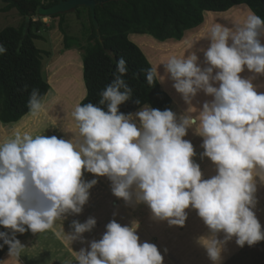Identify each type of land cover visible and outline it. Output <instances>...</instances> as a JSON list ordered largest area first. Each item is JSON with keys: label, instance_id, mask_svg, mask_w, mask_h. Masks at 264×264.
Here are the masks:
<instances>
[{"label": "clouds", "instance_id": "clouds-1", "mask_svg": "<svg viewBox=\"0 0 264 264\" xmlns=\"http://www.w3.org/2000/svg\"><path fill=\"white\" fill-rule=\"evenodd\" d=\"M201 39L209 41L208 47L191 51ZM262 39L264 18L249 11L230 27L213 25L186 41L180 55L171 54L144 70L149 86L166 78L173 82L188 105L179 115L149 104L135 113L119 111L133 94L123 78L128 71L123 57L116 61L114 78L100 91L98 103L75 105L72 127L53 118L52 108L59 102L49 106L33 88L27 101L29 118L14 125L0 122V227L8 230L0 231V248L7 245L9 256L19 261L25 246L17 233L53 230L73 254L68 264H163L155 244L139 241L135 219L124 226L112 220L99 240L73 250L72 243H84L83 233L96 225L95 218L88 217L72 220L70 232L63 228L68 215L82 212L97 183L95 178L86 181L84 172L107 177L116 197L127 205L146 204L152 219L169 226H184L185 210H196L208 229L196 243L212 264H221L233 238L239 247L264 240L253 210L257 185H264V92L252 83L255 75L264 76ZM197 51L203 52V66ZM6 52L0 44V55ZM160 64L164 74L158 71ZM245 70L254 75L242 77ZM201 91L212 99L198 109L192 101ZM57 124L71 133L69 139L42 134ZM188 129L203 138L200 157L215 166L210 178H203L193 160V144L183 139Z\"/></svg>", "mask_w": 264, "mask_h": 264}, {"label": "rangeland", "instance_id": "rangeland-1", "mask_svg": "<svg viewBox=\"0 0 264 264\" xmlns=\"http://www.w3.org/2000/svg\"><path fill=\"white\" fill-rule=\"evenodd\" d=\"M4 6V3L0 2V30L8 26L19 27L26 20V18L20 16L15 9L2 11ZM249 11L251 10L244 4L230 8L227 13L225 12V15H227L225 19L228 18L229 20L223 25L230 27L232 21H242ZM79 13L81 14L80 17L77 16L76 11L62 14V18L54 16L39 17L37 14L31 17V21L37 22L38 24L33 27V30L40 36V39H35L34 44L42 51L41 71L43 78L48 84L50 83L49 87L53 85L57 89L55 92L49 93L47 102L49 103V106L52 105L53 101L59 102L54 108H52V116L53 118L56 116L60 117L63 123L68 127H72L74 124L72 112L75 105L78 102H81V97L85 96V87L82 78L83 51L75 46H72L69 49H64L63 46V39L65 36L79 39L81 45L86 44L83 33L84 26H88L87 11L80 9ZM223 13L224 12H211V15L214 14L213 16L217 18L213 25L221 21ZM204 16L206 17L208 14L204 13L203 17ZM210 27L203 29V31ZM193 32L199 33V30ZM138 35H128L129 40L137 46V43L141 40V37ZM146 36L148 38L146 41L150 40L151 42H145L147 48L140 49L146 57L151 59L152 63L147 59L151 66H154V63L158 64L161 60L167 59L171 54L180 55L183 52L185 42L192 39V30L184 33L183 37L185 38L182 39L185 40L181 39V42L170 39L168 42L160 43V41L152 36ZM151 37L153 41L151 40ZM262 43H264V39H262ZM148 44H151L152 47H150L151 45L148 46ZM208 45L209 41L207 39H201L194 44L191 51H196L203 47V49H206ZM185 55H187V52ZM197 55L199 57V62L203 64V52L198 51ZM159 72L164 74L163 64L159 65ZM240 75L247 78L254 74L245 70ZM164 81L163 84L159 81L158 82L160 88L171 98L172 104L169 110H172L178 115L184 113L188 105L183 101L181 95L172 87L173 82L169 79L168 81L167 79ZM165 83L167 85H165ZM252 83L256 86L260 85V92H264V76L255 75ZM199 102L200 100L194 99L192 101L193 105L198 109ZM193 115H195V113H193ZM40 126L43 127V125ZM42 134L49 137L55 135L57 138H64L58 133L57 126L47 127ZM65 134L66 138L64 139H69L71 137V133L65 132ZM183 139L189 140L193 144L194 151L196 152V156L193 157V160L200 165L203 178L207 179L212 175H215V166L210 159L207 157L201 159L200 157V153L203 152V148L201 147L203 138L195 135L192 129H188L187 135ZM83 178L86 181L95 178L97 179V183L89 190V199L83 206L82 212L80 214L68 215L63 221V228L65 232H70L72 220L84 222L88 217L95 218L96 225L90 232L83 233L85 238L84 243H81L80 241L73 242H77V246L75 247L74 245V248H76L77 251H79L81 247L87 248L89 241L99 240L102 237V234L106 231V224L110 221L115 220L124 226L128 225L133 219L139 221V228L137 229L139 241L155 244L163 255V264H192V255L196 252L204 251V248L196 243V237L206 234L208 229L204 225L202 219L198 217L196 210H185L188 215L184 226H169L167 221H157L152 219L151 211L146 204L127 205L122 198L116 197L111 191V182L107 177L96 176L95 174L84 172ZM259 195L264 196V185L258 183L256 197H259ZM253 210L255 212L256 207ZM114 213L115 215H113ZM54 228L57 231L59 230V221H57ZM2 230H5V228L3 229V227H0V231ZM54 233L55 231L53 230L39 234H33L30 231L25 232L24 234L17 233V239H21L22 241L23 239H26L22 242L25 243V248L24 252H22L19 257V261H17L15 257H12V264H45L48 260L47 258L50 256L54 258L56 256H62L65 254V251L67 255L68 253L70 254V252L67 251L68 249L65 244L61 242L59 237ZM30 245L32 246L30 247ZM59 246H61V248ZM165 249L167 250L166 252ZM66 258L67 257H64V259ZM57 261L58 260L53 262L51 258L52 264H64L61 260L59 262Z\"/></svg>", "mask_w": 264, "mask_h": 264}, {"label": "trees", "instance_id": "trees-1", "mask_svg": "<svg viewBox=\"0 0 264 264\" xmlns=\"http://www.w3.org/2000/svg\"><path fill=\"white\" fill-rule=\"evenodd\" d=\"M2 11L15 9L26 18L19 26H8L0 30V44L7 49L0 55V122L15 123L28 114L27 101L33 88L42 96L49 91V84L42 75V51L35 44L40 39L33 27L37 22L31 17L38 7H50L58 0H0ZM246 5L251 11L264 18V0H113L94 9L98 34L87 11L88 26H84L85 45L79 39L65 36L64 49L72 46L83 51L82 78L85 99L80 103L97 104L99 93L114 78L116 61L123 57L128 68L124 79L133 89L132 97L119 105L122 113H134L144 104L160 110L170 109L172 101L155 82L149 86L144 70L152 67L142 50L131 40L129 34H148L156 40L179 41L186 31L203 22L204 12H227L238 5ZM63 15L54 17L62 18ZM27 86V87H26ZM139 99L140 104L135 101ZM2 231H8L7 229ZM2 243V242H0ZM8 246L0 248V260Z\"/></svg>", "mask_w": 264, "mask_h": 264}, {"label": "crops", "instance_id": "crops-1", "mask_svg": "<svg viewBox=\"0 0 264 264\" xmlns=\"http://www.w3.org/2000/svg\"><path fill=\"white\" fill-rule=\"evenodd\" d=\"M204 13H206V12H204ZM214 17L215 16H213V15L212 16H208V17L204 16L203 17V22L200 24L201 26L199 25L198 27L191 29L192 30V38L194 36L199 35L202 32H204L203 29L212 26L213 23L216 21L215 19H217L216 17L215 18ZM208 19H209V24L210 25L207 24L208 23ZM196 30H199V33H194L193 32V31H196ZM188 31H190V30H188ZM201 65L203 66V64H201ZM254 87L256 88V90L258 92H260V85H257V86L254 85ZM193 99L194 100H200V102L198 104L199 108H200L204 101L211 100L212 98L210 96H206L201 91ZM8 124L11 125V123H8ZM257 199H258L257 200L258 203L256 204L255 213H256V216H257V218H258V220H259V222L261 224L262 230H264V196L259 195V197H257ZM59 239H60L61 242H63L61 238H59ZM19 240L22 243L26 239H23V241L21 239H19ZM29 243L31 244L30 241H29ZM22 244L24 245L25 243H22ZM74 245L76 247L77 246V242L73 243L71 245L73 250L77 251L76 248H74ZM31 246L32 245H30V247ZM61 246H59V247L61 248ZM67 249H68L67 251H69L71 255L69 253L67 255V253L65 251V254H63L62 256H56L57 258L59 257L58 259L56 257L54 258V257L50 256L49 258H47L48 260L45 262V264H50L51 263V258H52L53 262H55L56 260H58L57 262H59L61 260V262L63 261L64 264H65V261H66V264H68L69 260L72 261L74 259V257H73V254H72L71 250L69 248H67ZM203 250H204L203 252H196V253H194L192 255V264H212V262L210 261V259L207 256L206 250L205 249H203ZM23 252H24V250H23ZM64 257H67V258L64 259ZM163 261H164V259H163ZM0 264H12V257L9 256L8 251L2 256V258L0 260ZM40 264H44V263H40ZM221 264H264V240H262L260 242H257L253 246H248L247 244H245V246L239 247V246H237L235 244V238H233V240L229 241L226 244L225 250L222 252Z\"/></svg>", "mask_w": 264, "mask_h": 264}, {"label": "water", "instance_id": "water-1", "mask_svg": "<svg viewBox=\"0 0 264 264\" xmlns=\"http://www.w3.org/2000/svg\"><path fill=\"white\" fill-rule=\"evenodd\" d=\"M113 0H58L50 7H38L37 15L39 17H52L65 13L74 12L78 7H85L89 10L93 26L98 34V24L95 19V7Z\"/></svg>", "mask_w": 264, "mask_h": 264}, {"label": "bare ground", "instance_id": "bare-ground-1", "mask_svg": "<svg viewBox=\"0 0 264 264\" xmlns=\"http://www.w3.org/2000/svg\"><path fill=\"white\" fill-rule=\"evenodd\" d=\"M206 13L208 14V16H212V15H211V12H206ZM226 13H227V12H226ZM226 13H225V12L223 13L222 18H221V21H219L220 24H224L225 22H227V21L229 20L228 18L225 19V17H227V15H225ZM205 15H206V14H205ZM213 15H214V14H213ZM208 16H207V17H208ZM210 18H211V17H210ZM214 18H215V17H214ZM214 18H213V19H214ZM211 21H212V20H211ZM211 21H210V22H211ZM207 24L210 25V24H209V19H208V23H207ZM207 24H206V25H207ZM200 26H201V25H200ZM137 35H138V34H137ZM146 35H148V34H141V35H138V36L141 37L140 39L142 40V41L140 40V42L137 43L138 46H139V48H142V49H143V48H147V47H146L147 44H146L145 42H149L150 40H149V41H146V40L148 39ZM138 36H137V37H138ZM183 38H185V37H183ZM186 38H187V36H186ZM144 40H145V41H144ZM151 40H152V37H151ZM182 40H185V39H182ZM182 40H181V41H182ZM152 41H153V40H152ZM166 41L168 42L169 40H166ZM166 41H163V42H160V43H165ZM179 41H180V40H179ZM179 41H178V42H179ZM181 41H180V42H181ZM150 42H151V41H150ZM150 42H149V43H150ZM157 43H158V42H157ZM160 43H159V44H160ZM170 43H171V42H170ZM174 43H175V42H174ZM167 44H168V43H167ZM172 44H173V43H172ZM149 45H151V44H148V46H149ZM155 45H156V43H155ZM178 45H179V44H178ZM156 46H157V45H156ZM158 46H159V45H158ZM150 47H152V45H151ZM161 47H162V46H161ZM170 47H171V46H170ZM156 48H157V47H156ZM166 48H167V47H166ZM168 48H169V47H168ZM203 48H204V47H203ZM179 49H180V48H179ZM167 50H168V49H167ZM166 52H167V51H166ZM170 52H171V51H170ZM197 52H198V51H197ZM171 53H172V52H171ZM146 58H147L149 61H151V59H149L148 57H146ZM79 63H80V62H79ZM150 63H152V61H151ZM155 64H156V63H154V65H155ZM158 71H159V65H158ZM166 79H167V78H166ZM166 79H165V80H166ZM50 80H51V78H50ZM167 81H168V79H167ZM54 82H55V81H54ZM159 82H160V81H159ZM164 82H165V81H164ZM161 83L163 84V82H161ZM166 83H167V82H166ZM166 83H165V85H167ZM49 84H50V83H49ZM162 86H163V85H162ZM166 87H167V86H166ZM162 88H163V87H162ZM167 88H168V87H167ZM169 88H170V87H169ZM163 89H164V88H163ZM170 89H171V88H170ZM56 90H57V89H56L53 85L50 86V89H49L47 95L45 96L46 101H47V98H48L49 93H50V92H55ZM172 90H173V89H172ZM164 92H165V91H164ZM56 94H57V93H56ZM52 97H53V95H52ZM49 98H50V97H49ZM175 100H176V99H175ZM176 102H177V100H176ZM142 107H143V106H142ZM142 107H141V108H142ZM178 107H179V106H178ZM141 108H139L138 110H140ZM138 110H136V111H138ZM28 118H29V117H28V114H26L25 116H23V117H22L19 121H17V122H20V121H22V120H27ZM17 122H15V123H11V125L16 124ZM57 131H58V133H59L61 136H63L64 138H66V134H65V132L62 130V128H61L58 124H57Z\"/></svg>", "mask_w": 264, "mask_h": 264}]
</instances>
